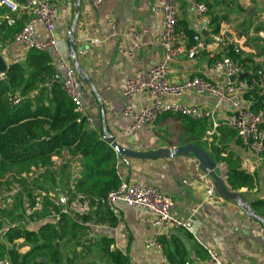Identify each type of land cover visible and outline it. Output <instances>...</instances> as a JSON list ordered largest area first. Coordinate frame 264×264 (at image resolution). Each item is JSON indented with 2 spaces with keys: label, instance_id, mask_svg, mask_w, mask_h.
<instances>
[{
  "label": "crops",
  "instance_id": "crops-1",
  "mask_svg": "<svg viewBox=\"0 0 264 264\" xmlns=\"http://www.w3.org/2000/svg\"><path fill=\"white\" fill-rule=\"evenodd\" d=\"M15 1L19 5L18 13L25 12L23 0ZM49 1L58 7L54 37L60 45L63 58L69 65H74L67 48L72 31L76 48L75 68L89 80V83L83 82L80 89L85 117L93 121L92 126L87 125V129L101 128L103 132L105 125L107 133L121 147L138 153L194 145L189 141L196 140V136L183 132L182 119L178 115L160 117L153 124H146L130 135L129 121L120 114L124 105L129 103L122 95L127 78L159 64L163 57L158 45L161 14L155 0H109L95 7L89 0ZM197 3L207 7L202 19L196 14ZM77 9L79 13L75 19ZM176 15L177 24L180 25L176 33L177 45L186 49L196 47L197 42L194 39L195 44L191 45L185 34L187 32L196 35L203 47L197 50L192 59L180 56L170 64L169 82L178 83L195 77L212 83L230 82L216 73L213 67L214 62L221 57V48L211 43L215 28L211 21L215 18L220 25L219 33L225 32L230 48L234 47L238 55L234 60L244 61L242 78L247 82L248 77L256 72L239 100L250 109L256 103L255 99L264 98V91L255 79L257 72L264 74V0H176ZM109 22L113 23L116 35H112ZM35 32L40 39L45 35L41 25L35 27ZM128 32L138 34L140 39V47L134 50L132 57L122 53L123 49L131 45L126 35ZM5 48L4 60L7 65L24 61L27 53L25 48L14 42ZM55 65L57 73L63 75L56 60ZM239 80L241 78L238 77L234 83ZM253 92L255 94L251 95ZM148 98L147 93H143L130 100V103L141 107L148 102ZM177 101L213 111V121L218 124L231 114L229 104H218L208 95L187 93ZM204 122L209 129L200 139L203 146L208 151L211 148L220 150L222 158L230 155L232 162L237 160L240 169L254 177V188L250 191L243 188L236 192L241 194L258 219L251 217L235 202L221 198L215 192L211 178L198 169L197 160L190 155L149 160H121L116 156L121 180L142 187L158 188L163 195L172 199L173 215L189 220L191 228L189 231L155 229L150 225V216L144 210L119 205L118 215L113 216L103 207L96 210L91 209L90 204L87 208L81 204L76 212L68 216L79 224L82 223L79 217L90 216V221L82 224L86 230L80 231L76 240L68 234L57 243L63 255L62 264H158L165 257L163 248L159 251L145 245L158 232L161 234V245L162 241L172 242V237L183 243L188 253L185 264H205L206 249H214L223 261L231 264H264V204L258 208L252 207L254 202H264L262 155L243 146L233 130L213 128L210 120ZM79 159V156H72L64 150L59 157L52 158L55 163L53 169L57 170L61 161L70 160L71 175L78 178L81 172ZM215 164L216 173L226 182L227 164ZM210 187L213 193L208 195L207 189ZM0 207L6 208L1 203ZM23 207L26 215H29L27 203L24 202ZM111 218L115 219L113 224ZM4 221L6 224L0 232L2 234L10 226L18 225ZM57 221V217L50 216L22 224L30 231H37L43 223ZM8 247L14 248L19 255L30 251V246L22 239ZM45 260V264H51Z\"/></svg>",
  "mask_w": 264,
  "mask_h": 264
},
{
  "label": "trees",
  "instance_id": "trees-1",
  "mask_svg": "<svg viewBox=\"0 0 264 264\" xmlns=\"http://www.w3.org/2000/svg\"><path fill=\"white\" fill-rule=\"evenodd\" d=\"M9 19L13 20L12 25L8 24ZM27 20L25 12H12L8 7L0 6V43L3 46L12 43ZM211 23L215 26L213 34H218L220 25L217 20L213 18ZM179 28L177 24L176 33ZM185 34L194 45L197 36ZM229 50V56L236 59L238 55L234 47H229ZM56 73L55 57L51 52L31 49L27 50L22 63L8 65L6 80L0 81V198L5 191H10L12 182L17 181L22 186L9 208L0 207V232L6 224L4 220L18 223L15 227L7 228L0 238V264H38L39 258H45L51 264H62L63 255L57 243L68 234L76 240L79 232L86 230L82 224L90 221V216L79 217L82 222L79 224L68 215L61 214L47 197L42 199L40 211L34 210L26 215L23 207L25 197L28 208L33 209L36 200L34 192L57 190L58 193L68 194L71 199L80 196L89 202L91 209L99 210L102 208L100 200L116 189L121 181L116 153L104 140L101 128L87 129V118L76 110L62 83L54 80ZM253 76L248 77V84ZM13 97L19 99L16 105L12 103ZM263 101L264 98L255 99L251 111L264 113ZM177 117L182 119L183 132L196 136V140L189 142L208 151L200 141L209 129L206 122ZM64 150L80 157L81 172L78 178L71 175L70 160L61 161L59 168L53 169L55 163L52 158L59 157ZM210 150L207 153L214 163L227 164L226 183L231 190L245 188L250 191L254 188V177L242 171L237 160L232 162L230 155L222 158L220 150ZM33 171L37 172L35 179L30 181L24 177ZM263 204L254 202L252 207L258 208ZM52 212L58 215L57 223L45 222L37 231L24 227L30 221L50 217ZM110 221L113 224L115 219L111 218ZM20 239L30 246V251L24 255L8 247ZM171 240L170 243L162 241L167 264H185L188 258L185 246L176 237Z\"/></svg>",
  "mask_w": 264,
  "mask_h": 264
},
{
  "label": "built area",
  "instance_id": "built-area-1",
  "mask_svg": "<svg viewBox=\"0 0 264 264\" xmlns=\"http://www.w3.org/2000/svg\"><path fill=\"white\" fill-rule=\"evenodd\" d=\"M109 0H89L92 6H98ZM161 14V26L158 36V45L162 49V60L159 64L150 69H142L135 75L127 78L123 90V97L129 101L121 109L120 114L123 118L129 121V134L137 133L144 125L153 124L165 114H174L191 121H212L213 128L226 127L236 133L240 143L252 149L254 152L262 155V164L264 171V113L263 111L253 112L246 108L239 100L240 94L248 89V83L245 80H239L236 83L223 82L212 83L205 79L195 77L187 79L183 82L171 83L168 80L169 66L180 56H186L189 59L195 57L197 50L203 47V43L198 37H195L197 42L196 47L186 49L176 43V0H155ZM10 8L12 12L19 10V5L15 0H0V6ZM23 10H25L28 20L22 30L14 37V43L19 44L26 50H37L41 52H51L56 60L58 68L63 71L62 88L67 96L72 101L76 110L85 116L80 89L84 82V75L79 72L74 65H69L63 58L60 50V45L54 37L55 18L58 7L55 3L49 0H24ZM195 10L198 18L202 19L207 11V7L203 3L195 4ZM8 24L12 25L13 20L9 19ZM41 25L44 29V37L40 39L35 27ZM108 25L112 30V35H116L115 28L112 22ZM130 39V47L122 50V53L128 57L133 56L135 49L140 47L139 35L134 32L126 34ZM226 34L222 31L212 38V45L221 48V57L214 62V71L226 79L242 74V64L232 59L229 56L230 43L226 39ZM6 48L0 43V57L5 63ZM6 64V63H5ZM7 68L8 65L6 64ZM0 71V81L6 80V70ZM255 78L259 87L264 91V74L257 72ZM147 93L149 96L148 102L141 107H136L130 103L139 97L141 94ZM187 93L197 95H208L214 98L217 103H227L231 106V114L226 117L222 123L213 121V111L204 110L196 105L181 104L177 99ZM19 99L12 98V103L16 105ZM87 123L92 126L93 121L87 119ZM35 175H33V174ZM25 178L33 180L37 173L34 171ZM30 183V181H28ZM22 186L14 184L8 193L0 199L2 205H10L16 194L21 192ZM213 188L207 189V194L211 195ZM36 196L35 207L27 208V213L30 215L34 210H40L42 199L47 197L61 214L69 215L78 210V207L83 204L85 208L89 206V202L83 200L80 196L71 199L68 194L64 193H45L41 190L34 192ZM62 195V199L59 195ZM27 203L26 197L23 199ZM100 204L111 215L117 216L119 205H124L129 208H137L144 210L150 216V225L155 229H183L189 231L191 222L183 220L172 213L173 201L171 198L163 195L158 188L142 187L138 184H131L126 180H121L116 189L108 193L106 198L100 200ZM28 206V205H27ZM51 217H57L52 212ZM160 232L146 242L147 248H152L161 251L162 245L159 242ZM205 264H231L221 259L219 253L214 249H206ZM158 264H165V257Z\"/></svg>",
  "mask_w": 264,
  "mask_h": 264
},
{
  "label": "water",
  "instance_id": "water-1",
  "mask_svg": "<svg viewBox=\"0 0 264 264\" xmlns=\"http://www.w3.org/2000/svg\"><path fill=\"white\" fill-rule=\"evenodd\" d=\"M78 13H79V10L77 9L75 19H77ZM69 36H70V39H68L67 41L68 53L70 57L72 58L74 65H75L76 48H75V45L72 39L73 37L72 31H70ZM75 67L77 68L76 65ZM6 68H7L6 64L4 63L3 59L0 57V71H4ZM239 78H242V75H240ZM228 79L230 80L231 83H233L237 79V77L232 76ZM54 80L61 82L62 75L60 73H56L54 75ZM84 82L89 83V80L86 78L85 75H84ZM103 134H104L103 137L106 143L109 144V146L116 153V156L121 160L131 159V158L146 159V160L157 159V158H173L179 155H190L194 157L198 162V169L202 173L206 174L207 176L211 178L212 183H213V188L215 192L221 198L235 202L239 207L245 210L251 217L258 219L256 214L253 213V211L251 210L250 206L242 198L241 194L236 191L231 190V188L226 184L223 177H221L220 175L216 173V164L211 160L209 154L203 148L197 145L188 144V145H184L182 147L175 148V149H162V150L153 151L149 153H138V152H133V151H130V150H127L121 147L115 141V139L107 133L105 125H103ZM59 198L60 199L63 198L61 194L59 195ZM1 236H2V233H0V238ZM38 262L45 264L46 260L39 259Z\"/></svg>",
  "mask_w": 264,
  "mask_h": 264
},
{
  "label": "rangeland",
  "instance_id": "rangeland-1",
  "mask_svg": "<svg viewBox=\"0 0 264 264\" xmlns=\"http://www.w3.org/2000/svg\"><path fill=\"white\" fill-rule=\"evenodd\" d=\"M34 173H37V172H34ZM34 179H35V178H34ZM14 184H20V183H18L17 181L12 182L11 188L13 187ZM20 185H21V184H20ZM8 192H9V191H8ZM8 192L5 191V192L1 195V198L3 197V195H5V194L8 193ZM52 193H55V194H56V193H58V191H57V190H54V191H52ZM11 205H12V204H10V206H11ZM10 206H9V205H5L6 208H9Z\"/></svg>",
  "mask_w": 264,
  "mask_h": 264
}]
</instances>
